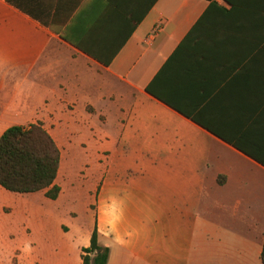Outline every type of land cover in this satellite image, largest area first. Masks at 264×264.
I'll use <instances>...</instances> for the list:
<instances>
[{
  "label": "crops",
  "instance_id": "crops-1",
  "mask_svg": "<svg viewBox=\"0 0 264 264\" xmlns=\"http://www.w3.org/2000/svg\"><path fill=\"white\" fill-rule=\"evenodd\" d=\"M211 1L0 0V137L42 123L60 194L78 164L107 264H263L264 165L229 142L264 160V31Z\"/></svg>",
  "mask_w": 264,
  "mask_h": 264
},
{
  "label": "rangeland",
  "instance_id": "rangeland-1",
  "mask_svg": "<svg viewBox=\"0 0 264 264\" xmlns=\"http://www.w3.org/2000/svg\"><path fill=\"white\" fill-rule=\"evenodd\" d=\"M78 168L70 167L55 200L45 191L17 194L0 186V264H55L62 245L68 264H77L93 225L94 198Z\"/></svg>",
  "mask_w": 264,
  "mask_h": 264
},
{
  "label": "trees",
  "instance_id": "trees-1",
  "mask_svg": "<svg viewBox=\"0 0 264 264\" xmlns=\"http://www.w3.org/2000/svg\"><path fill=\"white\" fill-rule=\"evenodd\" d=\"M223 4L230 6V9L228 11L221 9L222 14L229 16L236 13L245 14L248 16L247 20L251 21L254 18L259 22L263 28L262 31H264V0H222V2L212 0L206 14H210L209 10L213 7ZM30 15L48 25L42 14L30 12ZM62 37L86 54L94 58L98 57L87 48L71 42L67 36ZM99 61L105 65L111 63L105 60ZM148 92L171 106L160 98L152 87L148 88ZM187 116L197 122L194 117ZM200 125L207 128L203 124ZM214 134L221 137L215 132ZM229 143L264 165V160L261 157L251 154L234 142ZM60 162V149L42 123L32 124L28 127L12 126L0 137V186L11 193L28 194L45 191L46 197L57 199L61 188L55 184V181L58 177ZM98 238L99 234L95 229L90 246L82 249L83 264H107L109 249L102 247ZM261 260L264 264V245Z\"/></svg>",
  "mask_w": 264,
  "mask_h": 264
}]
</instances>
